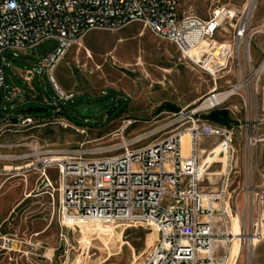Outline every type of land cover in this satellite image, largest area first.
<instances>
[{"label":"built area","instance_id":"built-area-1","mask_svg":"<svg viewBox=\"0 0 264 264\" xmlns=\"http://www.w3.org/2000/svg\"><path fill=\"white\" fill-rule=\"evenodd\" d=\"M180 5L181 0H0V56L6 50L17 57V52L35 49L37 72L46 73L57 96L38 101L59 111V102L64 104L73 95L56 85L54 69L89 30L119 29L139 21L156 37L174 44L183 58L211 76L215 84L196 105L179 110L166 124L180 125L140 145L148 135L126 139L124 132L131 124L128 120L113 136L119 142L109 147V155L85 158L69 154L54 159L42 154L33 169L42 173L48 186L52 184L47 172L57 169L62 218L73 215L156 230L157 240L139 264H254L256 250L264 244V170L254 167L255 153L264 142L260 131L264 104L259 99L264 51L255 62L248 4L243 10L215 7L208 18L184 12ZM224 24L233 31L230 48L215 40ZM48 39L55 40L56 45L40 57L36 46ZM211 42L213 46L204 45ZM4 65L9 62L1 56L0 90L7 89ZM25 72V79L31 81L29 74L34 72L29 68ZM232 74L234 81L227 79L226 86L216 85L217 79ZM233 97L238 103L229 102ZM220 106L243 111L244 115L233 125L202 117ZM16 119L28 125L35 117L19 113ZM184 132L189 135L186 156L181 153L180 136ZM236 135L244 165L249 166L245 174H250L239 191L230 179L236 163ZM215 148L225 162L213 163L219 164L221 174L212 175L216 170L207 169L209 163L202 160V152L213 156ZM166 161L170 168L165 167ZM234 216L238 218L236 235L232 232ZM234 237L237 252L230 256Z\"/></svg>","mask_w":264,"mask_h":264},{"label":"rangeland","instance_id":"rangeland-1","mask_svg":"<svg viewBox=\"0 0 264 264\" xmlns=\"http://www.w3.org/2000/svg\"><path fill=\"white\" fill-rule=\"evenodd\" d=\"M252 2L181 0L180 6L184 12L208 18L215 7L243 10L248 3L252 30L264 32V0H254V5ZM55 45V40L48 39L39 43L36 51L41 57ZM263 51L264 46L253 44L255 62ZM17 53L14 57L12 51L6 50L1 55L9 65H4L7 89L0 90V264H139L155 238L152 231L138 224L97 226L62 218L57 169L47 172L52 186L39 189L44 177L33 167L42 154L85 158L109 155V147L119 142L113 136L128 120L131 124L125 129L126 139L147 134L138 143L141 145L165 136L181 124L166 125L173 114L191 107L192 101L209 92L215 86L213 78L183 58L174 44L156 37L139 21L119 29H91L67 50L54 69L61 90L73 95L64 104L59 102L61 109L55 111L52 105L38 101L41 97L51 100L57 96L46 73L37 72L35 49ZM25 68L34 72L29 74L31 81L25 79ZM227 79L235 78L233 74L224 76L216 80V85L226 86ZM12 86L14 89L10 90ZM259 99L264 104V74ZM229 102L238 100L233 97ZM78 104L96 110L79 112L75 108ZM166 104L178 110H169ZM35 106L46 111L32 112L33 123L12 122L20 110ZM216 109L226 111L223 106ZM243 115V111L235 110L234 119L229 116L224 123L233 125ZM260 131L264 133V122ZM234 149L236 163L230 179L239 191L244 179L250 178V174H245L249 166L244 165L239 135ZM254 167L264 170V142L255 153ZM211 169H219V164ZM255 174L258 183L256 169ZM241 203L240 196L238 207ZM254 264H264V244L256 250Z\"/></svg>","mask_w":264,"mask_h":264},{"label":"bare ground","instance_id":"bare-ground-1","mask_svg":"<svg viewBox=\"0 0 264 264\" xmlns=\"http://www.w3.org/2000/svg\"><path fill=\"white\" fill-rule=\"evenodd\" d=\"M252 3L254 5V0H253ZM247 4H245V6H247ZM81 43L82 42H78L79 45H81ZM204 45L205 46H210V43L209 44H204ZM55 82H56V85L59 87V85H58L56 80H55ZM180 141H181V153H182L183 156H186L188 154V152H189V135L186 132L182 133L181 136H180ZM214 151H215V154L213 156L212 155L203 154L204 151L202 152V160L209 163L207 169H211L212 164L215 163V162H222V161L225 162V157L224 156L222 157V156L218 155L219 154L218 153L219 149L215 148ZM54 159H60V157H54ZM134 166L137 167V163H134ZM165 167L166 168H170V162L169 161L165 162ZM218 170L219 169H216V172L211 173V174L212 175L221 174L220 172H218ZM63 217L65 219L83 220V221L91 222V223L96 224L97 226L107 223V222H101V221H97V220H84V219H80L78 217H75L73 215H64ZM110 224L114 225L115 223H110ZM261 231L264 232V222L261 224ZM152 232L155 234V238L153 240L152 245L149 247V249L154 245V243L157 240V232H156V230H153ZM232 232L234 233V235L239 233L238 218L236 216H234L232 218ZM254 242L256 244L257 240H254ZM237 247H238L237 239H236V237H234L232 239V244H231V249H230V256H232L233 254H235L237 252Z\"/></svg>","mask_w":264,"mask_h":264},{"label":"crops","instance_id":"crops-1","mask_svg":"<svg viewBox=\"0 0 264 264\" xmlns=\"http://www.w3.org/2000/svg\"><path fill=\"white\" fill-rule=\"evenodd\" d=\"M255 9H256V5L254 7V10ZM232 36H233V31L230 28H228L227 26H223V28L220 29L218 31V33L216 34L215 40H216V42L221 43L224 46L230 48L231 47V42H232ZM213 44L214 43L211 42L210 43V46H213ZM253 44H254V46H257V47L259 45H260V47L264 46V32L263 31H261V30H254V34H253L252 40H251V48H252ZM241 58H242V56H241ZM207 93L208 92H206L205 94L201 95L196 100L192 101L191 104H190V106L196 105L200 101V99L202 97H204ZM187 107H189V106H187ZM225 109H226V111H228L227 112L228 113V116H230V118L234 119L232 117V114L234 113L235 110H233L231 108L229 109V108H226V107H225Z\"/></svg>","mask_w":264,"mask_h":264},{"label":"trees","instance_id":"trees-1","mask_svg":"<svg viewBox=\"0 0 264 264\" xmlns=\"http://www.w3.org/2000/svg\"><path fill=\"white\" fill-rule=\"evenodd\" d=\"M166 106L169 108V110L176 111L178 108L172 104H166ZM163 107V106H162ZM165 107V106H164ZM162 109V108H161ZM202 117L205 119H208L212 122H216L219 124H225V121H229V116L227 111L223 109H214L206 114H202Z\"/></svg>","mask_w":264,"mask_h":264},{"label":"water","instance_id":"water-1","mask_svg":"<svg viewBox=\"0 0 264 264\" xmlns=\"http://www.w3.org/2000/svg\"><path fill=\"white\" fill-rule=\"evenodd\" d=\"M76 110L79 112L87 113L89 110L95 111L96 109L90 105L87 104H78L75 106ZM40 111H46V108L42 106H35V107H28L25 109L20 110V113H26V114H32V112H40ZM16 117L12 118V122H16ZM47 185V180L44 179L42 183L39 186V189H41L43 186Z\"/></svg>","mask_w":264,"mask_h":264}]
</instances>
